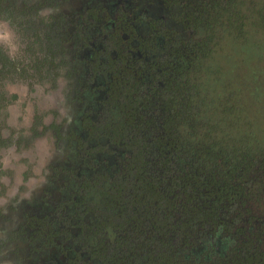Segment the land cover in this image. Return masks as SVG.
Returning a JSON list of instances; mask_svg holds the SVG:
<instances>
[{
  "label": "trees",
  "instance_id": "trees-1",
  "mask_svg": "<svg viewBox=\"0 0 264 264\" xmlns=\"http://www.w3.org/2000/svg\"><path fill=\"white\" fill-rule=\"evenodd\" d=\"M232 2L190 0L186 30L162 23L159 52L88 58L87 75L101 81L94 129L82 138L94 153L85 181L94 264H264V114L217 99L222 65L213 60L222 52L208 48L207 65L199 60L203 41L218 43L216 27L224 39L232 32L226 18L238 19L242 35ZM112 35L119 46L121 35ZM253 66L249 82L263 94L264 74Z\"/></svg>",
  "mask_w": 264,
  "mask_h": 264
},
{
  "label": "flooded vegetation",
  "instance_id": "flooded-vegetation-1",
  "mask_svg": "<svg viewBox=\"0 0 264 264\" xmlns=\"http://www.w3.org/2000/svg\"><path fill=\"white\" fill-rule=\"evenodd\" d=\"M189 2L0 0V264H94L85 182L94 153L82 138L101 81L87 60L159 52L163 24L186 30Z\"/></svg>",
  "mask_w": 264,
  "mask_h": 264
},
{
  "label": "rangeland",
  "instance_id": "rangeland-1",
  "mask_svg": "<svg viewBox=\"0 0 264 264\" xmlns=\"http://www.w3.org/2000/svg\"><path fill=\"white\" fill-rule=\"evenodd\" d=\"M231 7L228 12L236 14L238 18L243 15L242 35H240L241 29L239 22H237L238 19L232 25L229 23L230 19L226 18L224 21L227 22L226 25L232 29V32L227 30V35H225L224 39V36L220 34L224 30L223 27H216V34H218L215 36L214 43H218L212 44L209 42L208 44L207 40L206 42L203 41L205 49L200 51L201 57L199 60L201 66L207 65L209 60L208 48L215 47L218 52H222L224 55L223 59L213 60V64L222 65L218 71L221 80L218 81L217 85L218 87L220 83L222 89L218 90V88L216 90V94H218L217 99L223 98V100H226L230 97L233 103L237 102L240 104L239 112L242 110H252L253 115L261 116V114H264V93L260 94L261 91L255 89L254 84L249 81L253 78L254 63L259 64L263 72L262 74H264V0H233ZM234 36L236 37L234 38ZM203 37L204 31L201 30L194 35L196 40ZM242 52H244L243 55ZM190 76L191 71L187 80L190 79ZM198 78H200L199 80L203 86L207 85L205 71ZM244 79H247L248 82L245 83L246 80ZM222 90L223 92H221ZM234 97L238 99L236 100ZM259 100L263 101L260 102ZM222 105V101L220 104L217 101L216 109L221 111Z\"/></svg>",
  "mask_w": 264,
  "mask_h": 264
}]
</instances>
